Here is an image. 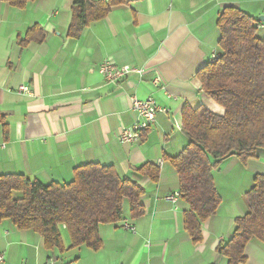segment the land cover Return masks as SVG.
<instances>
[{
    "label": "crops",
    "instance_id": "crops-1",
    "mask_svg": "<svg viewBox=\"0 0 264 264\" xmlns=\"http://www.w3.org/2000/svg\"><path fill=\"white\" fill-rule=\"evenodd\" d=\"M72 3L35 0L18 9L0 1V114L7 126L5 134L0 125V175L63 186L81 166H112L119 178L144 190V214L132 219L125 199L122 219L98 227V251L85 246L70 250L63 228L62 249L47 250L38 234L4 220V264H228L217 248L229 241L236 219L247 213L245 195L255 177L264 175V159L242 163L231 156L213 171L220 205L201 224V241L194 243L183 224L188 204L180 197L175 204L165 201L179 193L168 158L188 144L182 133L185 107L224 115L197 78L211 56L220 53L216 23L222 10L238 8L257 24L264 0H134L88 25L79 39L67 36ZM30 31L33 38L43 34L42 42L21 44ZM256 37L264 39V29ZM106 61L149 73L106 82L99 74ZM20 87L29 94L20 93ZM133 96L153 98L166 112L156 115L139 142L122 144L121 132L139 121L130 107ZM145 164L159 168L157 183L137 172ZM12 196L20 199L22 193ZM245 256V264H264V231L261 239L247 244Z\"/></svg>",
    "mask_w": 264,
    "mask_h": 264
},
{
    "label": "trees",
    "instance_id": "trees-1",
    "mask_svg": "<svg viewBox=\"0 0 264 264\" xmlns=\"http://www.w3.org/2000/svg\"><path fill=\"white\" fill-rule=\"evenodd\" d=\"M0 1L22 9L35 0ZM132 1L73 0L67 36L79 39L88 25ZM257 24L238 8L222 10L216 23L220 57L199 71L197 78L203 93L224 109V115H215L205 107H185L182 133L188 144L177 157L168 158L179 178V196L189 206L183 224L194 243L201 241V224L214 216L220 205L213 171L231 156L242 163L264 159V39L256 37ZM30 33L21 44L44 39L43 34L33 38ZM0 125L6 134L1 114ZM137 172L152 183L158 182L156 165L145 164ZM14 192L22 193V198L14 199ZM143 194L136 182L119 178L112 166L97 164L75 169L73 180L63 186L0 175V222L9 220L18 230L38 234L47 250L62 249L63 228L70 250L85 246L98 251L102 247L98 227L122 219L125 199L132 219L143 216ZM245 201L247 213L236 219L229 241L217 248L228 264H245L247 244L263 236L264 175L255 177Z\"/></svg>",
    "mask_w": 264,
    "mask_h": 264
},
{
    "label": "built area",
    "instance_id": "built-area-1",
    "mask_svg": "<svg viewBox=\"0 0 264 264\" xmlns=\"http://www.w3.org/2000/svg\"><path fill=\"white\" fill-rule=\"evenodd\" d=\"M257 29H264V16L262 20L257 24ZM219 54H213L210 58L211 63L219 59ZM149 73L145 68H137L131 66H118L113 61H106L100 66L99 74L101 77L110 83H117L125 80L128 76L135 74L140 78L145 77ZM154 84L159 85V78L154 79ZM20 93L29 94V90L26 87L19 88ZM131 110L138 116L139 121L131 128L121 132L119 141L122 144H135L141 140L144 133L155 123L156 115L158 113H165L166 111L160 108L153 98L146 100H139L136 96L130 98ZM161 165V164H159ZM179 193L172 196H167L165 201L175 204L179 198ZM122 228L129 231H134L133 228L127 224H122ZM5 263L4 254L0 253V264ZM45 264H54L53 261H48Z\"/></svg>",
    "mask_w": 264,
    "mask_h": 264
},
{
    "label": "water",
    "instance_id": "water-1",
    "mask_svg": "<svg viewBox=\"0 0 264 264\" xmlns=\"http://www.w3.org/2000/svg\"><path fill=\"white\" fill-rule=\"evenodd\" d=\"M261 20H262V18H261Z\"/></svg>",
    "mask_w": 264,
    "mask_h": 264
}]
</instances>
